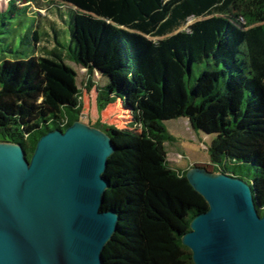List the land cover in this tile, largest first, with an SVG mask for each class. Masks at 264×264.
<instances>
[{
  "label": "trees",
  "instance_id": "16d2710c",
  "mask_svg": "<svg viewBox=\"0 0 264 264\" xmlns=\"http://www.w3.org/2000/svg\"><path fill=\"white\" fill-rule=\"evenodd\" d=\"M44 6L52 20L69 11L71 43L37 27L25 37L32 53L0 59V143L30 160L47 131L85 119L80 85L99 112L118 104L130 115L125 128L93 125L115 147L104 209L118 224L103 264H194L182 237L209 206L169 162L164 122L213 136L209 164L192 167L235 176L227 162L254 167L264 214V0H7L0 17L52 22ZM66 60L85 71L82 83Z\"/></svg>",
  "mask_w": 264,
  "mask_h": 264
},
{
  "label": "water",
  "instance_id": "95a60500",
  "mask_svg": "<svg viewBox=\"0 0 264 264\" xmlns=\"http://www.w3.org/2000/svg\"><path fill=\"white\" fill-rule=\"evenodd\" d=\"M114 152L107 133L80 121L43 134L30 160L21 145L0 143V264H103L118 224L104 209ZM186 178L209 206L182 237L194 264H264L252 184L200 167Z\"/></svg>",
  "mask_w": 264,
  "mask_h": 264
},
{
  "label": "rangeland",
  "instance_id": "374dc122",
  "mask_svg": "<svg viewBox=\"0 0 264 264\" xmlns=\"http://www.w3.org/2000/svg\"><path fill=\"white\" fill-rule=\"evenodd\" d=\"M7 0H0V11L6 7ZM35 10V9H34ZM50 7L44 6L43 10L38 11L42 17L51 18L52 22H49L45 18H40L38 15L35 17H27L25 13L15 12L13 18H9L8 15L5 18L0 17V59L10 57L13 54L9 52V49L15 52H20L22 55H28L34 51L29 47V43L25 40L28 33L33 29H38L40 32L44 30L51 32L53 28L60 30L59 39L64 46H69L71 43V15L66 9L61 12L65 16L60 19L53 17L50 14ZM59 16L57 8L52 12ZM196 19H190L188 24H192ZM67 61V64L71 66L78 74V81L82 83L85 79V71L79 70V67L71 61ZM198 74V69H196ZM96 78H99L98 76ZM82 91L84 104V117L80 122L89 125H95L97 118L99 117L103 122H107L110 125H116L119 128H125L129 122L130 115L123 111L121 107L116 104L110 106L106 111L99 112L96 103L94 93H87L86 90L80 85ZM165 129L172 136V140L166 142L165 147L168 153V160L172 166L185 170L188 165H208V152L209 146L213 136L206 135L199 131H193L188 121L185 119L173 120L163 123ZM226 164V162H225ZM229 169L234 172L238 177L244 181L252 183L254 177V167L245 163H232L227 162Z\"/></svg>",
  "mask_w": 264,
  "mask_h": 264
},
{
  "label": "crops",
  "instance_id": "0c3cea01",
  "mask_svg": "<svg viewBox=\"0 0 264 264\" xmlns=\"http://www.w3.org/2000/svg\"><path fill=\"white\" fill-rule=\"evenodd\" d=\"M94 96H95V94H94ZM100 118L98 117L97 118V121L99 120ZM96 121V122H97ZM103 122V121H102ZM104 124H107V125H110V124H108L107 122H103ZM208 164H209V160H208V162H207ZM192 168V165H188V167H187V169H185V170H189V169H191Z\"/></svg>",
  "mask_w": 264,
  "mask_h": 264
},
{
  "label": "built area",
  "instance_id": "2783aa9c",
  "mask_svg": "<svg viewBox=\"0 0 264 264\" xmlns=\"http://www.w3.org/2000/svg\"><path fill=\"white\" fill-rule=\"evenodd\" d=\"M84 116V115H83Z\"/></svg>",
  "mask_w": 264,
  "mask_h": 264
}]
</instances>
